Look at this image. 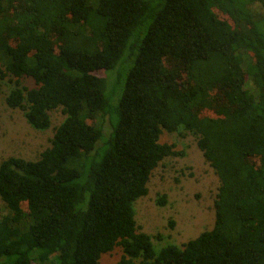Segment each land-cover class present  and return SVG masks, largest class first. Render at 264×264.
<instances>
[{
    "label": "trees",
    "instance_id": "trees-1",
    "mask_svg": "<svg viewBox=\"0 0 264 264\" xmlns=\"http://www.w3.org/2000/svg\"><path fill=\"white\" fill-rule=\"evenodd\" d=\"M5 82L34 130L65 118L0 163V264H264V0H0ZM164 132L195 137L219 187L212 229L156 249L134 206L183 155Z\"/></svg>",
    "mask_w": 264,
    "mask_h": 264
},
{
    "label": "rangeland",
    "instance_id": "rangeland-1",
    "mask_svg": "<svg viewBox=\"0 0 264 264\" xmlns=\"http://www.w3.org/2000/svg\"><path fill=\"white\" fill-rule=\"evenodd\" d=\"M106 76L111 72L105 73ZM24 85L32 87L31 80ZM11 83L5 82L0 96V163L9 157L35 160L50 146L54 128L65 116L61 108L50 113L51 127L37 131L26 122L23 111L10 109L5 98ZM252 90L255 88L252 86ZM208 113V112H206ZM161 143L175 144L182 156L166 158L152 173L147 196L135 203L138 229L152 237L156 249L167 244L181 246L214 225V201L219 180L190 134L164 132ZM165 196L164 205L158 204ZM6 213L0 199V217ZM159 236V239L156 237ZM121 249L101 256L98 264H115Z\"/></svg>",
    "mask_w": 264,
    "mask_h": 264
}]
</instances>
